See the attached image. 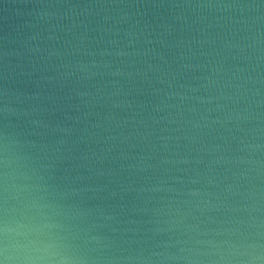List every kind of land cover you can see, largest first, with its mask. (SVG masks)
I'll use <instances>...</instances> for the list:
<instances>
[{"label":"clouds","instance_id":"9594fccd","mask_svg":"<svg viewBox=\"0 0 264 264\" xmlns=\"http://www.w3.org/2000/svg\"><path fill=\"white\" fill-rule=\"evenodd\" d=\"M0 264H264V0H0Z\"/></svg>","mask_w":264,"mask_h":264}]
</instances>
